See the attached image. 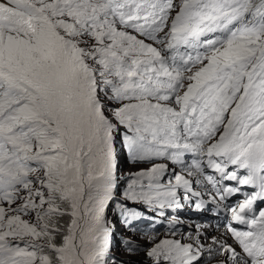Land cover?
<instances>
[{
	"label": "snow or ice",
	"instance_id": "1",
	"mask_svg": "<svg viewBox=\"0 0 264 264\" xmlns=\"http://www.w3.org/2000/svg\"><path fill=\"white\" fill-rule=\"evenodd\" d=\"M261 205L264 0H0V264H264Z\"/></svg>",
	"mask_w": 264,
	"mask_h": 264
},
{
	"label": "rangeland",
	"instance_id": "2",
	"mask_svg": "<svg viewBox=\"0 0 264 264\" xmlns=\"http://www.w3.org/2000/svg\"><path fill=\"white\" fill-rule=\"evenodd\" d=\"M133 170H134V168L132 165L128 164L126 161H122V172L127 173V172L133 171ZM204 198L207 199L208 197L205 196ZM230 203H234V201L230 202ZM184 209L190 210L191 211L190 214L193 216H195L198 212H200V211H196L194 209V205H190L188 202H184V206L182 208H180V210H184ZM177 210H166L168 216L175 215L178 217V222L173 225V230L181 232V230L184 231L189 227L193 228L194 222L192 221V219L194 217L189 216V214H187L188 213L187 211H186V213H177ZM203 210H205V212L201 211V216H205V217L203 220H201V221H204V223H202L201 225H205L206 229L207 228L211 229L212 224L215 223V218L211 215H208V213L216 214L215 210H217V209L215 208V205L209 204ZM182 214H187L188 216H185ZM146 215H148L149 217H152V215H150V214H146ZM218 220H219V225L222 226L221 229H223V224L226 223V220H227L226 219V213L223 212L221 215H219L217 221ZM146 221L147 220L144 219L143 221L139 222L136 226L138 231L134 234H131V235L129 234L128 230H125L123 228V226H118V231L116 232V236H115L114 241H113V249H112V254L117 258V260L143 261L145 259L143 250L139 251L138 253H136L134 255H128L124 250L125 249L124 241L129 240V239H134L135 243L140 245L141 248L143 249V246L147 242V236L155 234L158 238H160L165 233V231H167L169 229L168 219L153 217L152 219L148 220L149 224H151V223H159L160 225L164 224V228L156 229L155 233H153V231H150L147 229V222ZM214 231H211V233H214ZM138 232H144V233L149 232V233L142 235Z\"/></svg>",
	"mask_w": 264,
	"mask_h": 264
},
{
	"label": "bare ground",
	"instance_id": "3",
	"mask_svg": "<svg viewBox=\"0 0 264 264\" xmlns=\"http://www.w3.org/2000/svg\"><path fill=\"white\" fill-rule=\"evenodd\" d=\"M205 196H207V195H205ZM236 198L237 197L232 198L229 202L235 201ZM186 211L188 212L187 214H189V216H193V215L190 214L191 211L190 210H187V209H184V210L178 209L177 210V213H186ZM201 211L202 212H205V210L202 209L195 216H193L194 217L192 219V221L194 222L193 223V228L192 227H189V228H187L184 231L181 230V232L175 231L176 232V237L175 238L180 239L181 237L187 236L190 231H192L194 233L195 226L198 225V224L201 225L202 223H204V221H201V220H203L205 216H201ZM223 212H224L223 209H219L218 213H216V214H214V213H208V215H211V216H213L215 218V223L212 224V226H211L212 228L211 229L210 228H207V229L205 228L204 229L205 235H207L209 238H211L212 236H219L223 232L224 229H221L222 226L219 225V220L217 221L218 216L221 215ZM187 214H182V215L188 216ZM153 217H155V216L152 215V217H149L148 215H146L145 220L148 221V220L152 219ZM159 225H160L159 223H151V224H149V222H148L147 223V229L150 230V231H153V228H155V231H156V229H158V228H160V229L161 228H164V224L163 225H160V226ZM211 231H214V233H211ZM138 233L144 235V234H148L149 232L148 233L138 232ZM207 242L208 241H204L205 244H207ZM229 243H231V241H229ZM201 264H215V261L209 262L208 259H207V256H206L205 257V260L202 261Z\"/></svg>",
	"mask_w": 264,
	"mask_h": 264
}]
</instances>
